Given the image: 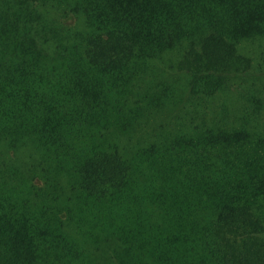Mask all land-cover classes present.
Segmentation results:
<instances>
[{
	"label": "trees",
	"instance_id": "16d2710c",
	"mask_svg": "<svg viewBox=\"0 0 264 264\" xmlns=\"http://www.w3.org/2000/svg\"><path fill=\"white\" fill-rule=\"evenodd\" d=\"M4 2L0 264H264V0Z\"/></svg>",
	"mask_w": 264,
	"mask_h": 264
},
{
	"label": "rangeland",
	"instance_id": "374dc122",
	"mask_svg": "<svg viewBox=\"0 0 264 264\" xmlns=\"http://www.w3.org/2000/svg\"><path fill=\"white\" fill-rule=\"evenodd\" d=\"M1 4H5L4 0H0V5ZM2 15H3V12H2V9L0 8V37L3 36L2 30H4L6 27H8V23H9V17L2 16ZM239 80L240 79H238V78L234 80L233 84H234V87L236 88L235 92L226 91L227 94L234 95L235 98H232V96H229V95H223V96H218L215 98H210L209 96H206L207 94H205V93H201L200 96H196V95L191 93V97L188 101L189 107L199 109L196 111H201V108H203V111L217 112V111L221 110L220 106L222 104L229 105L235 101L239 102V99L236 98V95H237L236 92L238 89L240 90L241 93L244 92V90L241 88V86H237ZM203 96H206V97H203ZM242 102H244V101L241 100L240 103H242ZM196 103H200V107L197 106ZM237 107H238V105H237ZM250 110H251V108H250ZM262 111H264V109H262Z\"/></svg>",
	"mask_w": 264,
	"mask_h": 264
}]
</instances>
